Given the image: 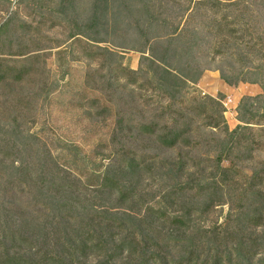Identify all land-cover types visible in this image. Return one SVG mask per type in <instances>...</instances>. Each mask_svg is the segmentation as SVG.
<instances>
[{"label":"rangeland","instance_id":"374dc122","mask_svg":"<svg viewBox=\"0 0 264 264\" xmlns=\"http://www.w3.org/2000/svg\"><path fill=\"white\" fill-rule=\"evenodd\" d=\"M233 1L239 7L219 13L188 7L181 17L182 8L172 4L158 10L165 11L162 19L180 22L185 34L195 36L188 42L190 57L183 58L193 69L184 73L193 76L205 67L194 84L172 89L166 87L176 84L167 75L158 88L149 71L153 66L143 60L151 59L149 53L136 50L141 46L124 35L119 1L0 0V87L14 91L7 97L0 90V152L6 155L0 158V236L25 233L37 237L41 248L45 240L54 245L62 214L69 225L77 220L68 212L89 209L124 212L134 221L152 208L168 215L161 243L174 259L188 257L194 243L208 261L218 256L223 264H264L263 89L221 78L240 80L243 71L252 70L246 46L239 43L264 38V0ZM153 2L158 8V0ZM96 3L106 9L93 23ZM214 21L227 36L214 38ZM151 123L153 134L140 133ZM130 126L134 134L125 130ZM173 127L190 132L172 145ZM131 159L143 166L140 174L120 181L122 191L133 187L127 200L98 190L104 174L116 177ZM29 175L42 179L34 184ZM253 176L263 180L252 182ZM53 180L70 184L73 193L56 195ZM257 212L261 224L250 221ZM182 215L186 226L170 235V223ZM123 258L119 253L115 260ZM78 263L95 264V258Z\"/></svg>","mask_w":264,"mask_h":264},{"label":"trees","instance_id":"16d2710c","mask_svg":"<svg viewBox=\"0 0 264 264\" xmlns=\"http://www.w3.org/2000/svg\"><path fill=\"white\" fill-rule=\"evenodd\" d=\"M117 1H119V6H117L116 9L118 10L119 7L126 16L124 22L126 24V31H124V35L129 37L133 36L132 40L141 46V48L138 49L134 47L136 50L147 51L149 53L151 59L144 57L143 60L153 66L150 67L151 70L149 71L152 77H156L155 84L158 88H161L163 85L161 82L167 83V79H163V75H167L172 78L176 84L172 87H166L172 89H175L178 85H186L189 82L194 84L205 67H203L202 70L195 71L196 73L193 76L184 73L183 70L187 71L193 69L191 62L185 63V60L190 57L192 48V45H188V42L192 41L191 43L193 44L195 42V36L192 33L188 35L185 34L187 33V28L184 25V27L180 28V22L174 26L166 18L162 19L165 11L158 12V10L166 7L167 4H172L182 8V17L186 16L189 9L188 7L219 13L222 12L223 9L227 10L231 7L237 8L241 3L233 0H226V2H223V0H158V8L155 9L156 2H153V0ZM105 9L106 8L102 9L98 3L94 5L91 18L93 23L98 21L101 14L105 12ZM221 24V22L214 21V23L210 25L212 29L215 28L216 30L214 38L227 36L224 35V26ZM111 31L117 35L118 29H112ZM228 33L233 34L234 32L228 31ZM249 34L251 35V33ZM188 37H190V39H188ZM242 42L239 43L240 46H246L245 48L248 51V55L252 59V70L243 71L244 73L240 80L238 77H235V81L230 80L229 77L223 74H221V78L227 84H235L239 81L259 84L263 89V95L259 98L264 99V38L256 35L251 44ZM184 57H186L185 60H183ZM182 66H185L184 69H182ZM157 71H161V73L156 75ZM127 74L133 77L137 75L136 72L131 70H128ZM0 90L4 91V95L7 97L14 94L13 87H0ZM175 94H177V91H175ZM5 106H7V104L3 103L2 107L4 108ZM8 108L10 111L9 114L11 115L14 108L12 106ZM175 124L177 125V123ZM208 127L218 129L219 124L210 123ZM155 128L156 125L151 123L150 126L144 127V131L140 133L153 134ZM123 129L124 128H121L120 132H122ZM125 130L131 134L136 132L131 126ZM175 130L176 128L173 127L168 136L172 140V145L177 142V138H181L184 135L186 136V134L190 132L189 129H180V131ZM5 157V153L0 152V158L5 160ZM1 164L2 162H0V165ZM142 166L143 164L141 165L136 159H131L126 163L123 172L117 173V176L115 175L116 177L110 176L107 172L103 175L102 183L98 190H104L111 195H117L120 202L127 200L129 194H131L128 191L130 190L132 192L133 187L131 186L130 189H127V192L122 191L120 187L122 183L120 181L124 178L140 174ZM15 169L25 174L23 169ZM220 171L221 175H226L228 172V170L223 168H221ZM24 176L25 175H22V177ZM30 178L34 184L42 179L41 176L35 179L30 176ZM262 180L263 178L260 176H253L251 179L252 182H261ZM55 182L56 181L53 180L51 186L56 195H60L61 193L71 195L73 193L70 184ZM212 199L213 197L210 201ZM76 209L78 208L72 207L73 211ZM83 209L85 210V208ZM254 210L258 211V208ZM87 212V215L84 214L83 211L74 215H72V212H68V216H73V219L76 218L77 220L76 223L70 225L64 222L65 216L62 212H59L62 214L60 218L63 220L60 219L58 222L63 223V228L60 230V234L57 240H55L54 245H50L45 240L43 245L40 246L41 248H39L37 245V237H28L25 233L20 234L19 237H15V235L11 237H7L6 235L3 237L0 236V245H3V249H0V259L3 260L1 263L80 264L78 260L80 261L81 258L91 256L95 258V264H223V261L218 256H215L211 261L201 257L197 248H193L194 243L189 247V249L192 248V250L188 253V257L180 260L174 259L173 256H171L168 244L166 243L163 245L161 243L163 240L166 241V237L164 238V229L167 221L166 216H168L166 211H154L152 208H148L147 216H143V218L134 221L132 220V216L124 212H113L108 209H102L101 211L89 209ZM161 214H163V216H161ZM257 214L258 217L255 216L250 219V221L253 220L252 222L255 224H261L263 215L260 212H257ZM78 215H83V219L80 218L78 221ZM185 220L183 215L174 217L168 228V233L171 235L174 230H178L182 227L184 228L186 226ZM142 222L144 226L139 225V223ZM159 222L162 224V227L158 225L160 224ZM68 231L72 233L68 235ZM124 231L127 233L124 234ZM208 233L209 232H205V234ZM123 234L124 236H121ZM230 234L236 236L235 232H231ZM160 235L163 236L161 239L159 237ZM215 235L213 236L216 237ZM152 247L155 249H153V252H150ZM25 248L27 249L22 252ZM119 253L124 255L121 263H117L115 260V257Z\"/></svg>","mask_w":264,"mask_h":264},{"label":"built area","instance_id":"2783aa9c","mask_svg":"<svg viewBox=\"0 0 264 264\" xmlns=\"http://www.w3.org/2000/svg\"><path fill=\"white\" fill-rule=\"evenodd\" d=\"M232 103V101L230 99L227 100L226 103H223L224 107L228 108V105Z\"/></svg>","mask_w":264,"mask_h":264}]
</instances>
